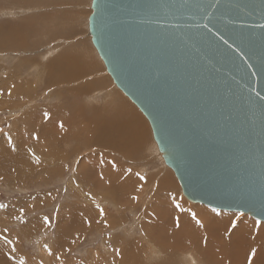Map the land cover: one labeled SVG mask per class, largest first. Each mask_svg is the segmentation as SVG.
<instances>
[{"label": "rangeland", "instance_id": "obj_1", "mask_svg": "<svg viewBox=\"0 0 264 264\" xmlns=\"http://www.w3.org/2000/svg\"><path fill=\"white\" fill-rule=\"evenodd\" d=\"M91 2L0 0V203L8 205L0 210V264H163L167 252L155 249L161 224L169 232V218L175 226L178 217L181 224L213 213L182 195L148 121L107 73L89 35ZM120 129L130 135L129 153ZM222 212L234 216L225 219L235 229L257 228L254 237L240 239L264 251V222ZM205 234L190 229L194 240L208 243ZM188 252L173 264H193ZM256 256L246 252L239 260L256 264Z\"/></svg>", "mask_w": 264, "mask_h": 264}, {"label": "water", "instance_id": "obj_2", "mask_svg": "<svg viewBox=\"0 0 264 264\" xmlns=\"http://www.w3.org/2000/svg\"><path fill=\"white\" fill-rule=\"evenodd\" d=\"M91 10L94 49L182 195L264 222V0H92Z\"/></svg>", "mask_w": 264, "mask_h": 264}, {"label": "bare ground", "instance_id": "obj_3", "mask_svg": "<svg viewBox=\"0 0 264 264\" xmlns=\"http://www.w3.org/2000/svg\"><path fill=\"white\" fill-rule=\"evenodd\" d=\"M88 29H89V24H88ZM89 35H90V32H89ZM90 37H91V42H92V36L90 35ZM93 47H94V45H93ZM67 58H68L67 66L72 67L73 64L71 63L72 62L71 58H73V57L69 56ZM121 130L122 129H120V131ZM124 132H125L124 130H122V132H120L122 137L119 134L118 135L122 139H125V146L124 145L123 146L125 147V150H127V152L129 153L128 149H130V151H131V147H132V146H130L131 145L130 135L125 136V135H123ZM118 135H116V136H118ZM107 139H104V140H107ZM129 143H130V145H128ZM120 145L118 146V147H120L119 150L121 149L120 151L123 153L124 152V151H122L123 147ZM103 146L104 147L107 146L106 148L110 147L108 145H103ZM133 146H134V148H136V146L134 145V142H133ZM152 149H153V147H152ZM121 152H120V154H121ZM125 152L123 153L124 156H125ZM128 153L126 155H128ZM159 153H160V151H159ZM162 159H163V156H162ZM116 176H118V175H116ZM97 180H99V179H97ZM136 182H138V180H136ZM101 184H102V182H101ZM195 211H198V210H195ZM198 213L200 214V216L195 215L196 219L201 221V223L203 224V227H200L199 225H197V223L195 221L196 219H193V216H192V221L181 219V224L179 222V224H180L179 228L176 227V224L174 226V223L172 222V221H174V219L169 218V223L171 224V228H170L169 232H168V230H166V227H163V224H165V222H163L161 224V226H160L161 230L160 231L163 232L162 239L156 242L155 249L160 250L162 253L167 252V254L162 258L161 262L163 264H173L176 261L183 259L178 254H180V252H184V251H189L187 253L189 255V256H187V258L190 259L193 264H201V263L202 264H225V263L226 264H242L239 260V257L244 255L246 252L251 253L255 249L254 245H252V244L246 245L245 243L241 242V239L245 240L248 234L251 237H254V233L256 231H258L257 228H252L251 226L244 224V225L240 226L239 228L235 229L230 225V222L227 220V219H233L234 216L232 215L233 217H230L229 214H224V212H222L223 214H219V215H217L216 213H209V212H198ZM236 213H238V212H236ZM178 215L180 216V214H178ZM235 215H237V214H235ZM183 216L185 218H188V213L184 212ZM174 218H175V216H174ZM225 218H227V219H225ZM72 219H74V218H72ZM178 219H179V217H178ZM262 225L264 226V223ZM174 227H176L175 231H172V229ZM190 229L194 233H198V234L200 232L206 233L205 238L203 240L208 242V243H203L200 240H194V238L190 236ZM229 229H230V232H229L230 235H228L229 238H226L227 240L222 241V242H219L221 240V238H219L220 240L218 239L219 241L216 242L219 235L223 236V234L225 232H227V230H229ZM263 230L264 229H261L260 230L261 232L259 233V236L261 238H264V231ZM220 232H222V233H220ZM153 233L154 232H149V234H153ZM174 237L178 239L177 244L175 243ZM194 237H197V236L194 235ZM259 241H261V239H259ZM212 243H215V244H212ZM168 251H171L173 253H178V254H175V255L171 254L170 255V253ZM257 253L258 254L256 256V260H257L256 264H264V251H261L260 249H258ZM184 257H186V256H184ZM220 257L224 260L221 261ZM229 257H232V258H229ZM199 262H201V263H199Z\"/></svg>", "mask_w": 264, "mask_h": 264}, {"label": "snow or ice", "instance_id": "obj_4", "mask_svg": "<svg viewBox=\"0 0 264 264\" xmlns=\"http://www.w3.org/2000/svg\"><path fill=\"white\" fill-rule=\"evenodd\" d=\"M262 19H264V15H262ZM259 27L264 28V24H260ZM225 42H227V41H225ZM229 47H231V46L229 45ZM0 94H2V93H0ZM9 94H10V93H9ZM262 99H264V98H262ZM45 116H47V114H45ZM60 127L63 128V123L60 124ZM36 139H38V137H36ZM8 143H9V144H12V140H11V138L8 139ZM15 150H16V149H15V147L13 146V147H12V151H15ZM33 159L35 160V163H36L37 165H39V164L41 163L40 159H39L38 157H36L34 154H33ZM113 167H115V164H113ZM139 178H140L141 180H144V179H145V177H143V176H140ZM101 179H103V177H101ZM64 191L67 192V189H64ZM33 199H35V197H33ZM133 199H136V197H133ZM176 206L179 207V205H176ZM7 208H8V205H7V204L0 203V210H4V209H7ZM57 211H58V210H57ZM98 211H99V214H100L101 218H103V217L105 216V211H104V209L99 208ZM212 212H213V213H216L217 215L220 214V213H217V210H216L215 208L212 209ZM22 215H23V210H21V217H22ZM241 215H243V213H241ZM18 219H20V218L18 217ZM193 219H196L195 214H193ZM21 222H22V223H26V221H23L22 219H21ZM43 222H44L45 225L50 226V218H49V217L45 216ZM88 223H89V226H91V223H90V222H88ZM196 223H197V225H199L200 227H203V224L201 223L200 220L196 219ZM104 226H105V227H108L107 224H105ZM176 227H177V228L180 227L179 219H178V218H177V220H176ZM232 227L235 228V227H236V224L233 223V224H232ZM4 239H5V242H6V243H10V241H7V238H4ZM46 250L48 251V254H49V255H53L51 249H48V248L46 247ZM12 251L14 252V251H15V248H13ZM114 251L116 252L117 255L120 254V253H119V250H114ZM256 254H257V253H256V250H253V251L251 252V256H252V257H255ZM56 258L59 259V257H56ZM6 259H7L8 261H11V260L13 259V257H12L11 255L6 254ZM21 264H23V262H21ZM41 264H42V262H41ZM249 264H251L250 261H249Z\"/></svg>", "mask_w": 264, "mask_h": 264}]
</instances>
